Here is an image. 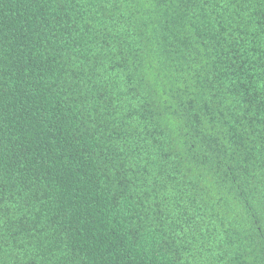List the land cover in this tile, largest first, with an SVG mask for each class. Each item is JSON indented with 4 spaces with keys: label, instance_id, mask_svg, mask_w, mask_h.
<instances>
[{
    "label": "trees",
    "instance_id": "1",
    "mask_svg": "<svg viewBox=\"0 0 264 264\" xmlns=\"http://www.w3.org/2000/svg\"><path fill=\"white\" fill-rule=\"evenodd\" d=\"M0 264H264V0H0Z\"/></svg>",
    "mask_w": 264,
    "mask_h": 264
}]
</instances>
